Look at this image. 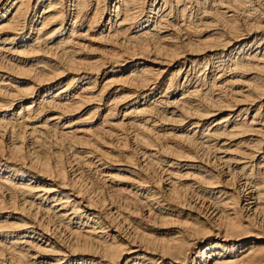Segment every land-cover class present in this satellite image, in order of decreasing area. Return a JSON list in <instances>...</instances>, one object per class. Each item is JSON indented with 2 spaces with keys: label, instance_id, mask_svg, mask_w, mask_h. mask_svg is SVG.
Here are the masks:
<instances>
[{
  "label": "bare ground",
  "instance_id": "bare-ground-1",
  "mask_svg": "<svg viewBox=\"0 0 264 264\" xmlns=\"http://www.w3.org/2000/svg\"><path fill=\"white\" fill-rule=\"evenodd\" d=\"M0 264H264V0H0Z\"/></svg>",
  "mask_w": 264,
  "mask_h": 264
}]
</instances>
